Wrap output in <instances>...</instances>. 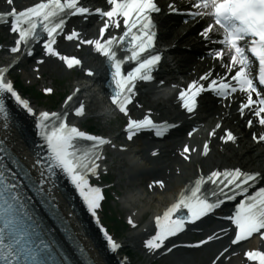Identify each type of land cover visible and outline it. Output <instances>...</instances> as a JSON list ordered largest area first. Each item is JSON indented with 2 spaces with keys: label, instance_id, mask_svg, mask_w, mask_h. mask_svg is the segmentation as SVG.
<instances>
[{
  "label": "snow or ice",
  "instance_id": "6c2138e0",
  "mask_svg": "<svg viewBox=\"0 0 264 264\" xmlns=\"http://www.w3.org/2000/svg\"><path fill=\"white\" fill-rule=\"evenodd\" d=\"M7 3L11 6L13 0H7ZM167 10L171 13L184 11L188 18H200L199 35L208 45L209 57L213 58L212 65L200 74L199 83L197 80L189 81L179 90L180 107L193 113L198 107L200 94L205 90L222 100L225 106L230 101L238 103L236 112L243 121V127L250 132L251 141L264 144V0H188L187 9L173 6V0H169ZM159 12L156 0H106L104 7L94 8L84 6L83 0H38L30 6L20 9L13 6L8 12L0 13V20L10 25L8 30L15 36L8 51L16 54L11 64L0 67V117L5 121V127L9 117L5 97L14 99L16 104L36 116L29 101L19 94L7 76L22 53L32 55L30 45L42 41L45 57H58L69 69L82 66V61L76 56L62 55L57 50V37L60 35L74 42L77 49L86 47L105 58L115 85L109 99L120 113L127 116L126 105L136 94L137 80L152 81L153 67L161 59L158 52L148 51L154 49L155 24L151 14ZM97 16L100 23L92 36L75 26L71 30L67 28L69 17L82 18L87 22ZM41 32L46 34V38L41 36ZM129 62H134L135 66L125 73L122 66ZM42 63L44 57L36 61L33 69L37 76L38 66ZM83 71L89 77L94 75L90 68ZM159 83L164 85L165 82L161 80ZM42 91L51 93L53 89L44 87ZM71 99L69 95L65 104ZM85 107L80 102L72 112L82 116ZM68 116L69 112H39L36 127L45 142L47 156L37 157L28 169L0 142V264H61L53 247L40 238L39 224L28 203L32 199L28 195L30 190L42 197H51L49 185L54 187L57 169L70 179L94 217L101 207V187L90 181L92 177L100 176L101 164L106 159L102 147L111 141L102 135L80 130L69 122ZM257 125L261 129L259 133L254 130ZM170 127L175 125L167 122L158 125L146 114L142 119L128 117L124 130L131 140L141 129L156 130L159 136ZM220 127V122H217L216 128ZM222 131L220 141L236 140L228 128ZM193 132L195 128L187 134L191 136ZM214 134V129L209 132V136ZM81 139L91 142L88 152L78 148ZM120 148L125 150L123 144ZM209 150L207 140L199 149L185 144L179 156L184 161H191L192 152L206 156ZM152 155H157L156 149ZM23 159L27 160V157ZM32 170L38 173L35 178L30 174ZM258 181L264 183V170H244L239 166L216 167L199 175L194 184L182 190L162 214L153 217L154 235L145 241V247L153 252L162 249L171 252L177 245L167 246L170 237L197 226L198 222L215 214L225 201L236 200L238 196L242 198L235 205V210L221 217V223L211 234H205L194 244L185 246L200 248L226 239L227 245L214 254L209 264H227L230 256L236 255L234 246L249 245L251 240L264 243V187L258 186ZM156 185L160 189L165 186L162 179H154L147 187L154 189ZM254 186L255 191L249 194ZM127 223L132 228L137 227L131 215L127 217ZM102 231L107 245L116 251L120 245L106 230ZM80 252L83 254L84 249ZM243 256L247 258L245 264H264V250L249 247L243 251Z\"/></svg>",
  "mask_w": 264,
  "mask_h": 264
},
{
  "label": "bare ground",
  "instance_id": "6f19581e",
  "mask_svg": "<svg viewBox=\"0 0 264 264\" xmlns=\"http://www.w3.org/2000/svg\"><path fill=\"white\" fill-rule=\"evenodd\" d=\"M29 1L30 0H13V4L10 6L8 5L7 0H0V9H3L6 6H21V4ZM84 1L88 2L89 0ZM155 19L158 25H163L170 21L171 16L161 18L160 15H156ZM99 20L100 18L98 17L90 18L89 21L85 22L86 24L82 26L80 25L82 19H79V29L87 35H93L95 30L94 23ZM173 23H176L177 26L170 24L166 30L157 25L159 27V40L168 45L173 44L175 47H179L184 40L189 39L188 35H192L197 31L200 20H198L193 26H190L189 22L182 24L178 22ZM0 28L2 29L4 39H6L3 48L5 52L11 56V59H13L16 54L10 53L8 48L14 42L15 38H12L13 34L8 30V27L6 30L5 25L0 26ZM60 44L61 46H58L60 49L76 51L79 59L82 61V65L86 66L85 68L92 67L94 70V65L99 61V56L96 52L90 51L86 47L77 49L72 41L61 42ZM31 48L32 53H39V56L44 57V63L38 66L39 71L44 70V66V71L47 73L59 71L58 61L53 57H45L39 45H33ZM28 56L30 55L22 53L18 62L22 63L24 60L28 61ZM36 61L37 60L32 62L30 65L31 68L34 69ZM205 63H208L209 65L211 64L209 58L199 61L198 59H195L194 56L189 59L176 57V72H178L184 79H195L201 70L206 69L204 68ZM171 79L172 75L170 72L160 70L156 82L158 86H162L160 85L159 80H163L165 82L164 84H166L170 82ZM91 81L94 83L90 84ZM100 81L101 79L99 77L93 79V76L87 77L84 74L77 77L75 83L71 86L70 93L67 95V97L71 95L72 99L68 101L67 104H65V100H63L59 106V110L63 112L68 111L70 114L71 110L78 106L80 102L85 104L88 99V103L85 104V114H98V112H103L104 109L101 106L102 99L100 100L99 98ZM75 89H79V91L75 92ZM147 93L145 94L146 98L141 96L139 97V100H141L147 108L156 112L160 117L162 116L165 118L168 114H172L173 111H177V104H174L171 101V96H164L161 100L159 96L151 99L148 98ZM156 94L157 93L152 95ZM5 99L9 111L7 121L8 126L5 127V121L0 117V136L9 145L15 155L29 168V165L34 160V156L37 152V150L31 147V144L34 143L36 137V120L15 104L10 97H5ZM218 106L219 107H216L212 104V101L209 102L207 98H203L199 114L195 121V123L202 126L201 128L206 127L209 130H215V134L212 138H209L211 146L206 156H201L199 152L196 151L191 153V161H184L179 156V151L185 144L196 148L201 138L208 140V133H202L203 130H199L189 136L187 134L188 129H191L189 126L183 129L179 128L173 130L169 133V137H166L161 141L153 142L148 140L149 138L146 136L132 146L133 148L131 151L134 155L139 156L141 160L144 162L148 161V163H151L152 165L147 168L146 172L143 171L140 173L136 179L130 180V183L139 186L143 180L148 182L150 179H162L165 185L163 189H160L158 185L154 186V190L151 189L153 190V193L149 195L148 200L145 199L146 203H144V205L141 204L140 199L142 198L138 197L137 199L139 201H137L141 204V207H137L128 212V216L131 215L135 219L137 227L133 228L131 233L126 239L121 241L120 244L125 245V243H131L134 251L137 254L139 253V256H136L135 258L136 260L141 257L142 259L151 262L158 259L167 264H209L210 259L213 258L214 254L221 249L222 246L227 245V240L221 239L220 241L210 242L207 246H203L199 249L191 250L180 247V245L177 244V247L171 252H167L163 249L153 252L145 247V241L153 234V227L155 226L153 217L157 214H162L163 210H165V206L168 205L171 199L184 187L186 182L197 174L198 170L207 173V171L212 168L231 166H239L244 170H264V144L259 142L253 143L251 139L248 138L250 132L243 127V121L239 114L233 112V103L231 105L228 104L227 106H225V104H223L222 107L221 105ZM215 107L216 109H214ZM142 108L141 103L137 102L134 108H132V111L141 113L143 110ZM216 121L222 123L221 128H216ZM223 128H232V133L237 139L236 143L220 141L219 137L223 135ZM116 137L120 138L121 136L118 133ZM153 149L157 150V155L155 156L152 155ZM23 157H27V160H24ZM56 177L58 179L57 182H54V187L49 185L51 188V197H55L54 202L61 209L65 218L73 227L76 236L91 255L92 260L95 264H121L123 261L122 258L117 259L114 253H110L107 244L103 241L96 226L91 223L89 216L81 206L72 189L61 176L57 175ZM59 187L64 188L63 191H60ZM128 196L126 195V198L132 201L133 199ZM132 202L131 204L133 205ZM149 209L150 215L147 217ZM218 224L220 223L213 222L210 225L209 221H205L202 225L196 228L197 233L204 235L211 234V231L215 230ZM172 244L173 243L167 246L172 247ZM249 247H257L259 250H264V243L253 240L250 241L249 245H243L240 248L234 246L233 251L236 252V255L230 256L227 264L245 262V260L240 257V251L242 248L248 249ZM131 261L134 260H131L130 258V260L124 262V264H131Z\"/></svg>",
  "mask_w": 264,
  "mask_h": 264
},
{
  "label": "rangeland",
  "instance_id": "374dc122",
  "mask_svg": "<svg viewBox=\"0 0 264 264\" xmlns=\"http://www.w3.org/2000/svg\"><path fill=\"white\" fill-rule=\"evenodd\" d=\"M2 34L3 32L0 31V35ZM4 45L5 40L0 36V63L9 62L8 54L2 49ZM30 61L12 66L8 73L10 78L13 80H19L22 85L25 86V90L29 93L31 100L38 108L58 109L63 99L71 91V86L75 83L77 77L82 75V68H78L73 71H65L62 67H60L59 72L47 73L44 71L45 69L43 67L44 70L39 71V75L37 76L36 72L30 69ZM44 87H51L53 92L44 95L46 94L42 91ZM42 95L45 97H42ZM87 115L89 116V114ZM80 121L83 128L91 126V129L89 130L106 135L115 134L118 129L116 121L112 120L108 122L105 117L91 118L87 120H85V118H81ZM115 150L116 149L114 148L109 151V157L105 160V164L101 168L102 174L106 167L108 170L106 178L111 181L113 186L112 188H107L104 200V202H106V212L107 214H110V217L105 218L101 213V218L103 223L109 228L110 232L113 235L118 236L119 239L123 241L131 233L130 229L126 230L124 228L125 224L128 226V224L125 223L128 217V212L136 209L137 207H141V204L144 205V203H146L145 199L148 200L149 195L151 194L145 192L143 186L132 187L130 185L129 179L133 169L128 166L127 161L125 160L126 155ZM100 177L102 176H99L98 178L96 177V184L100 187H107L106 184L99 181ZM112 191L117 192L118 195L113 194V196ZM109 195L111 196L110 198L108 197ZM126 195H129L128 197L132 198L133 202L128 200ZM138 197L143 199H140L141 204L138 202ZM150 209L148 212H150ZM113 228L115 232L113 231ZM125 244L126 245L123 246L124 248H122L119 255H121V252L123 251L126 252L127 257L134 260L131 261V264H167L163 261L149 263L146 259H142L141 257L136 260L135 258L136 256H139V253L137 254L134 251L131 243Z\"/></svg>",
  "mask_w": 264,
  "mask_h": 264
}]
</instances>
